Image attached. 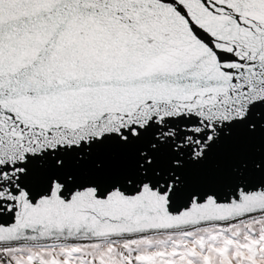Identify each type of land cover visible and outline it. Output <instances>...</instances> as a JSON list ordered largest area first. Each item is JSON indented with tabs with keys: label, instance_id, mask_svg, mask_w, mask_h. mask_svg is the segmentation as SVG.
I'll return each mask as SVG.
<instances>
[{
	"label": "snow or ice",
	"instance_id": "obj_1",
	"mask_svg": "<svg viewBox=\"0 0 264 264\" xmlns=\"http://www.w3.org/2000/svg\"><path fill=\"white\" fill-rule=\"evenodd\" d=\"M0 264H264V0H0Z\"/></svg>",
	"mask_w": 264,
	"mask_h": 264
}]
</instances>
